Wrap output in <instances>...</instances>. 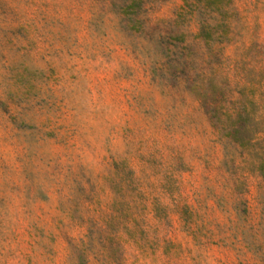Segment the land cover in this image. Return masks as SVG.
<instances>
[{
    "label": "rangeland",
    "instance_id": "374dc122",
    "mask_svg": "<svg viewBox=\"0 0 264 264\" xmlns=\"http://www.w3.org/2000/svg\"><path fill=\"white\" fill-rule=\"evenodd\" d=\"M0 264H264V0H0Z\"/></svg>",
    "mask_w": 264,
    "mask_h": 264
}]
</instances>
